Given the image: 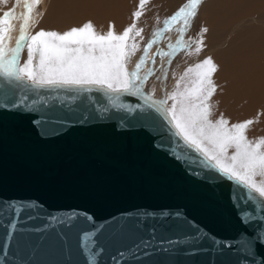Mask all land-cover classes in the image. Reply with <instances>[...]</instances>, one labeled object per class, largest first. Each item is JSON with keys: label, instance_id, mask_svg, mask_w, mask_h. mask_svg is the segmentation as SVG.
<instances>
[{"label": "water", "instance_id": "1", "mask_svg": "<svg viewBox=\"0 0 264 264\" xmlns=\"http://www.w3.org/2000/svg\"><path fill=\"white\" fill-rule=\"evenodd\" d=\"M13 90L0 80V264H264V206L182 153L159 113Z\"/></svg>", "mask_w": 264, "mask_h": 264}, {"label": "snow or ice", "instance_id": "2", "mask_svg": "<svg viewBox=\"0 0 264 264\" xmlns=\"http://www.w3.org/2000/svg\"><path fill=\"white\" fill-rule=\"evenodd\" d=\"M23 2L27 14L23 17L14 48L5 46V29L0 28V77L17 86L30 83L34 89H75L83 92L95 89L111 94L107 100L114 107H123L122 104L118 105L121 95L141 96L149 107L155 106L156 111L165 118V122L173 128L175 135L182 139L186 147L202 156L222 176L239 184L241 188L264 197V138L249 139L247 132L253 120L230 123L222 113L214 118L213 104L210 101L217 90L212 79L217 65L211 57L186 70L184 76L194 73V78L182 90L181 81L184 76L177 81L175 91L166 93L164 98L157 100L144 92V85L155 74L154 71L149 68L146 75H141L142 69L149 63L147 53L156 40L151 39L148 42L144 48L145 56L140 58L134 70L129 71L126 67L128 57L136 47L135 44L128 43L130 33L136 27L135 22L122 34L111 30L114 26L101 34L96 31L93 21L87 20L82 25L73 26L62 33L40 30L32 35L29 33L33 11L31 5H38L41 0ZM147 2L148 0H140V6L143 7ZM202 2L203 0H187L154 32V36L158 37L171 31L174 25L181 26L180 38L176 44L168 45L170 51L155 53L151 60L153 64L157 56L172 57L178 49L183 50L190 46L183 37L197 17ZM142 14L137 11L134 16L138 18ZM4 16V19H0V25L8 23L11 13H5ZM12 30L11 26L7 29L8 32ZM203 31L207 33L208 29L204 28ZM141 32L142 29L137 30L135 36H139ZM202 43L203 41L199 42ZM25 46L28 58L21 66ZM195 51H201L199 45ZM166 75L165 73V77ZM8 99L9 96L4 94L0 103ZM169 100L172 101L170 107ZM56 122L66 124L68 121ZM229 150H232L231 153ZM259 241L264 243V231L260 232Z\"/></svg>", "mask_w": 264, "mask_h": 264}, {"label": "rangeland", "instance_id": "3", "mask_svg": "<svg viewBox=\"0 0 264 264\" xmlns=\"http://www.w3.org/2000/svg\"><path fill=\"white\" fill-rule=\"evenodd\" d=\"M55 2L60 1L41 0L38 5H31L33 11L31 13L30 19V34L34 35L40 30H55L59 32L61 28L62 30L66 31L68 30V28L70 29L73 26V24L70 25L71 22L69 20L62 18L63 15L61 17L57 16L65 9L62 5H57ZM186 2L187 0H156L154 4L149 7V11H147L148 13L145 11L146 15L144 14L145 12H142V16L140 18H135L134 20L136 23H139L138 25L136 24L135 29H142V32L139 36H135L134 32L132 33V35H130L128 43L130 44L132 41L131 39L133 38L135 39H133L134 42L136 43L137 41V43L135 44L136 47L133 50L135 52L131 54L133 55V57L131 59H128L126 67L129 71L134 70L140 58L142 56H145L144 48L146 47L148 42L151 39L156 40V43L153 44L150 52L147 53L149 63L146 64L142 69L141 75H146L149 68L154 71L155 74L150 76L146 84L144 85V92L151 94L153 98L157 100L164 98L166 93L170 94L173 89H176L177 81H180L186 70L190 66L195 65L197 62L201 63L205 58L211 57L214 63L218 64L228 56H237L242 50L245 51V49H251L252 51H254L258 46L264 43V7L261 6L262 2H258V0H248L240 3L236 2L229 4L228 1L226 2L225 0H203L202 4L198 8L197 17L192 21L190 29L186 31L183 37V39L190 46L184 48L183 50L178 49L177 53H174L172 57L157 56L155 63L153 64L151 60L152 56L155 53L170 51L168 45L176 44V41L180 38L179 29L181 26L179 24L174 25L171 31L165 32L162 36L158 37L154 36V32L158 28H161L164 21L171 15H173ZM58 8L59 13L57 11ZM5 13H11V16L8 17V23L0 25V28L5 29L3 33L5 36V46L8 48H14L19 37L20 27L23 24V17L27 14V10L25 8L23 0H0V19L5 18ZM68 15H64L63 17H67ZM108 17L109 16L104 18V21H106V23L107 21L109 23L111 21L118 24L121 20H124L123 18L121 19L120 16ZM81 18L88 20L86 17H82V15L80 16V18H74V20L82 21ZM94 21L93 22L95 24L103 23V21L100 22V18ZM58 23H62L65 28L60 26V24ZM66 23L67 25L69 24L70 27L66 26ZM80 25L81 24H78V26ZM10 26L13 30L11 32H8L7 29ZM137 26H140V28L138 29ZM204 28L208 29L207 33L203 31ZM137 30H135V32ZM96 31L99 32V30ZM106 32L107 31L100 33L105 34ZM8 37H10V39ZM200 41H203V43L199 44ZM198 45L201 48V51L199 53L195 51ZM136 50L138 52H136ZM222 51L226 52L223 57L221 56ZM27 58V46H25L21 56V66H23V64L27 61ZM165 73L167 74L166 77ZM0 80L2 82L8 83L3 77H0ZM182 83L183 82L181 81V85ZM8 85L14 89L13 93L19 99L24 98L25 96L38 98V95H40L39 98H41L45 102H48V99L49 101H53L55 99H58V97L70 101H91L93 103L100 104L109 112L121 109L136 100L138 108H140L141 110L149 112L151 114L158 113L155 106L149 107L144 102L141 96L121 95V99L120 101H118V105L122 104L123 107H114L110 106L108 104V101H105L104 93H101L95 89L88 92H83L82 90L78 91L75 89L70 90L72 92H70L69 90L67 91V89H46V92H41L34 89L30 83H21L19 86H17L15 83H8ZM54 90L55 93L57 92L58 94L55 95V97L53 96L48 98L47 92H54ZM62 91L65 92L63 93ZM61 93L64 95H62ZM70 93H73L74 95L72 94V96ZM66 94H69L72 97L70 98ZM63 96H66V98ZM99 99H101L102 101ZM171 104L172 101L169 100L168 106L170 107ZM164 122L165 118L161 117V119L159 120V124L162 126V130L164 129L163 132L165 136L168 140L173 142V144L177 146L182 153L187 154L192 158L193 161L201 165L202 168L206 169L209 173H213L212 175L214 177L216 176L217 179L223 181L224 183L238 187V189L249 199L264 206V197H260L258 193H253L241 188L239 184H236L229 178L222 176L220 172H217V170L211 167L210 164H205L206 161H202L201 158H199V155L191 148L187 151V149H185L184 146L180 143V140L172 139L171 135L169 134L170 131L168 130L170 129V127L167 123ZM256 197H258V199Z\"/></svg>", "mask_w": 264, "mask_h": 264}, {"label": "bare ground", "instance_id": "4", "mask_svg": "<svg viewBox=\"0 0 264 264\" xmlns=\"http://www.w3.org/2000/svg\"><path fill=\"white\" fill-rule=\"evenodd\" d=\"M56 1H60L55 3L57 5L58 4L62 5L63 8L65 9L63 10V12L59 13V8H58L57 11L59 14L57 16L61 17L62 15L66 16L69 14L67 17L62 16V18L69 20L71 22L70 25L73 24V26H78V24L82 25L83 22L87 21L82 18H81L82 21H78L77 19H76L77 21L74 20V18H80L81 15L82 17H86L88 20L91 21L100 18V22L103 21V23L95 24L94 22L96 21L93 22L96 30H99V32H105L110 30V26H114L111 28V30H113L117 34H122L123 31H125L128 27L132 25L133 22H135L134 20L137 17L134 16V13L137 11H141V12L149 11V7H151L156 0H148V2L143 5V7L140 6V0H56ZM217 1H222V0H217ZM225 1L226 2L228 1V3L231 4L236 2L240 3L248 0H225ZM258 2H262L261 6L264 7V0H258ZM146 12L144 13L145 15ZM107 16L109 17L120 16L121 19L123 18L124 20L120 21L119 19L120 22L117 24L116 22L115 23L111 22L108 19L111 23L110 24L108 21L107 23L106 21H104V18H106ZM62 23H58V24H60V26L65 28V26ZM135 24L138 25L139 23L135 22ZM70 25L69 24L67 25L66 23V26L70 27ZM140 26L139 27L137 26V28L139 29ZM135 30L137 29L135 28L133 29L134 33ZM60 31L63 32L65 30H62L61 28ZM132 33H130V35H132ZM133 39H131L132 41L130 40L131 41L130 45L137 43V41L135 43L134 42L135 39L134 40ZM134 52L135 51H133V53ZM136 52L138 51L136 50ZM224 54H226V52L222 51L221 56L223 57ZM132 57L133 55H130L128 59H131ZM215 64L217 65V71L213 74L212 79L217 86V90L210 101V103L213 104L212 111L215 114L214 118H218L222 113L224 118L228 119L230 123H238V122H244L246 120H253V124L249 126L247 132L249 139L258 140L259 138H264V43L258 46L254 51H252L251 49H245V51L242 50L239 55L231 56V57L228 56L220 63L218 64L215 63ZM190 67H194V65ZM193 78H194V73H188L187 76H184V80L182 81L183 83L181 85V90L183 89L185 84H189ZM36 90L41 92H46V89H36ZM175 90L176 89H173L171 93ZM47 93H48L47 94L48 98L53 96L55 97V95L58 94L57 92L55 93V90L54 92L48 91ZM104 94H105V98L104 97L103 98L105 99V101H108L107 98L111 94L106 92ZM66 95H68L71 98L74 94L72 96L69 94ZM39 96L40 95H38V98ZM63 97L66 98V96ZM168 130L170 131L169 134L171 135L172 139L180 140L181 141L180 143L184 146L185 149H187V151L188 149H190L184 145L182 139H180L175 135L173 128L170 127V129ZM229 151L231 153L232 150ZM199 158H201V160L205 162L202 156L200 157L199 155ZM205 164H209V163L205 162ZM257 179L259 180L260 178ZM256 198L258 199V197Z\"/></svg>", "mask_w": 264, "mask_h": 264}]
</instances>
